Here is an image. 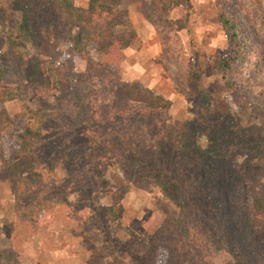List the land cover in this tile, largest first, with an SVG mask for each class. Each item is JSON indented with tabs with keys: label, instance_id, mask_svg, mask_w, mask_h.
Masks as SVG:
<instances>
[{
	"label": "rangeland",
	"instance_id": "rangeland-1",
	"mask_svg": "<svg viewBox=\"0 0 264 264\" xmlns=\"http://www.w3.org/2000/svg\"><path fill=\"white\" fill-rule=\"evenodd\" d=\"M89 1L0 0V264H264V0Z\"/></svg>",
	"mask_w": 264,
	"mask_h": 264
},
{
	"label": "trees",
	"instance_id": "trees-1",
	"mask_svg": "<svg viewBox=\"0 0 264 264\" xmlns=\"http://www.w3.org/2000/svg\"><path fill=\"white\" fill-rule=\"evenodd\" d=\"M70 10L73 12H76L78 10L74 9L72 5L69 4ZM111 11V8L109 6H105L100 3L99 0H90L88 3V6L86 9H81V14L78 16L79 20L82 18L87 19L86 25H94L96 20L100 19L101 15L105 11ZM80 11V10H79ZM83 15V16H81ZM110 19V20H109ZM109 21H107L106 28L102 31V34L100 35H94L93 39L96 41L98 45V51L101 54V58L103 60V63L99 64L103 68H107L110 66V60L112 59H123V50L127 49L132 43L135 42V36L130 34H121V35H115L113 32V26L116 24V21L114 18L108 16ZM220 24L224 31L226 40L228 42V56L224 57L221 60L222 67H230V63L233 60L238 59L241 57V50H244L243 48V42L240 38L239 32L234 24L230 22V20L224 15L221 14L220 16ZM122 57V58H120ZM105 62V63H104ZM223 78H227L226 75L223 74ZM69 79V78H68ZM228 86L233 85L232 82H227ZM61 86H65L64 83H62ZM32 132H38L37 128L32 127ZM114 151V150H113ZM127 156V155H126ZM128 156H135V153L133 150L128 151ZM142 157V156H141ZM140 159H133L128 165L131 167V164L133 163L132 168H129V171H133L135 169V164H138ZM145 161V160H144ZM151 166L152 169L150 170L148 177H151L155 179L157 183H159L163 193L168 194V192H171L172 194H177V198L180 200H183L184 197L182 196V192L180 191V188L177 184H171L170 182H165L163 184V177L164 172L156 165V163H153L154 161L146 160ZM128 166V167H129ZM127 167V166H126ZM127 167V169H128ZM259 203V202H258ZM255 204V210L257 211V217L264 219V202H260L259 204Z\"/></svg>",
	"mask_w": 264,
	"mask_h": 264
}]
</instances>
